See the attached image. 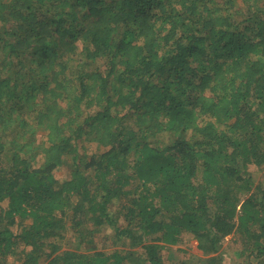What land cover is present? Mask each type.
<instances>
[{
  "label": "trees",
  "instance_id": "16d2710c",
  "mask_svg": "<svg viewBox=\"0 0 264 264\" xmlns=\"http://www.w3.org/2000/svg\"><path fill=\"white\" fill-rule=\"evenodd\" d=\"M260 171L264 0H0V264H264Z\"/></svg>",
  "mask_w": 264,
  "mask_h": 264
},
{
  "label": "rangeland",
  "instance_id": "374dc122",
  "mask_svg": "<svg viewBox=\"0 0 264 264\" xmlns=\"http://www.w3.org/2000/svg\"><path fill=\"white\" fill-rule=\"evenodd\" d=\"M98 151L95 144H87L86 147V153L91 154ZM253 172H255V169L251 166L250 167ZM65 175H67V169L66 167H63L61 170H57L55 172V176L58 179L63 178ZM256 179L260 178V176L264 177V171L257 172ZM264 179V178H263ZM6 202L2 203V206H6ZM120 222V221H119ZM121 224V222H120ZM113 235V232L108 227H103L101 230L97 231L94 235V240L97 243L105 242V247L111 250L110 245V238ZM235 241V237L228 236L224 243L223 248L220 250L219 253L215 254H209V255H203L197 248H196V242L193 240H187L184 238L182 243L173 246V247H167L165 249V258L168 262L173 261H180L182 259H186L185 261H189L191 259L195 258V261L198 262L196 259H204V263L208 264H233L234 262L239 261V258L236 257V254H234L233 249L236 248L235 244L233 242ZM64 247H70V245L66 243L63 244ZM183 251V253L181 252ZM184 261V260H183Z\"/></svg>",
  "mask_w": 264,
  "mask_h": 264
}]
</instances>
